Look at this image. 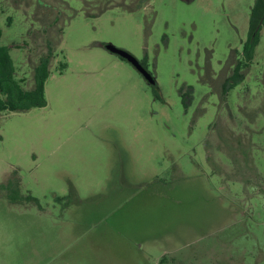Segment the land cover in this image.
<instances>
[{"label":"rangeland","instance_id":"obj_1","mask_svg":"<svg viewBox=\"0 0 264 264\" xmlns=\"http://www.w3.org/2000/svg\"><path fill=\"white\" fill-rule=\"evenodd\" d=\"M140 1L0 0L24 89L55 48L46 106L0 112V264H264V27L222 89L256 0Z\"/></svg>","mask_w":264,"mask_h":264},{"label":"trees","instance_id":"obj_2","mask_svg":"<svg viewBox=\"0 0 264 264\" xmlns=\"http://www.w3.org/2000/svg\"><path fill=\"white\" fill-rule=\"evenodd\" d=\"M255 4L251 14L249 36L242 47V58L235 65L229 78L222 84L224 96L243 80V73H240V70L249 67L254 49L259 43L260 31L264 27V0H256ZM8 51L7 47L0 46V112H27L34 108L45 107L43 86L49 76L48 57H43L34 70L33 89L25 90L14 77V69Z\"/></svg>","mask_w":264,"mask_h":264},{"label":"flooded vegetation","instance_id":"obj_3","mask_svg":"<svg viewBox=\"0 0 264 264\" xmlns=\"http://www.w3.org/2000/svg\"><path fill=\"white\" fill-rule=\"evenodd\" d=\"M143 1V0H142ZM142 1H140V2H142ZM85 4V3H84ZM98 5H96V7H97ZM85 9V12H86V15L87 16H98V15H100L101 13H102V11L101 10H103V9H99V10H97L95 13H89L88 11H87V9H86V7L84 8ZM43 34V40H42V42L44 43V46L46 45V50L47 51H45L40 57H39V59H38V61H37V63H36V65L34 66V68H33V72H32V77L34 76V70H35V68L38 66V64H39V62H40V60L43 58V57H48V66H47V68H48V72H49V75H50V71H49V69H50V66H51V64H52V61H53V59H54V55H53V51H54V47L53 46H51V44L48 42V36H47V32L46 31H43L42 32ZM107 45H109V44H107ZM107 45H105V50L107 51V52H109L107 49H106V46ZM242 47H243V45H242ZM257 47V46H256ZM255 47V48H256ZM254 51H255V49H254ZM110 53V52H109ZM241 53H242V51H241ZM241 53H240V56H241ZM111 54V53H110ZM112 55H114V54H112ZM254 55V54H253ZM115 56H117V55H115ZM117 57H119V56H117ZM120 59H122L121 57H119ZM241 58H242V56H241ZM241 58H239V59H237V61L234 63V65H233V68H232V70H231V73H230V75L232 74V72H233V69H234V67H235V65L237 64V62L238 61H240V59ZM136 59V58H135ZM122 60H124V59H122ZM137 60V59H136ZM124 61H126V60H124ZM138 61V60H137ZM252 61V60H251ZM127 62V61H126ZM139 62V64L148 72V70L146 69V66H145V64H143L144 62H141V61H138ZM128 63V62H127ZM251 63V62H250ZM130 64V63H129ZM131 65V64H130ZM132 66V65H131ZM133 67V66H132ZM60 68L61 69H63V68H65V64H62L61 66H60ZM134 68V67H133ZM135 69V68H134ZM136 70V69H135ZM246 69H242V70H240V73H243V78H244V71H245ZM136 72L138 73V71L136 70ZM149 73V72H148ZM140 76H141V78L143 79V81L148 85V83L145 81V79L142 77V75L140 74V73H138ZM149 75L153 78V80H154V84L153 85H148V86H150V87H152V88H156V81H155V79H154V77L149 73ZM229 75V76H230ZM229 76L228 77H226L225 79H224V81L227 79V78H229ZM49 77V76H48ZM48 79V78H47ZM46 79V80H47ZM46 82V81H45ZM242 82V81H241ZM21 85V84H20ZM44 85H45V83H44ZM22 87V86H21ZM33 87H34V82H32V86H31V88L30 89H25V90H32L33 89ZM23 88V87H22ZM24 89V88H23ZM43 89H44V86H43ZM45 98V97H44ZM46 101V100H45ZM57 199H59V198H57Z\"/></svg>","mask_w":264,"mask_h":264},{"label":"water","instance_id":"obj_4","mask_svg":"<svg viewBox=\"0 0 264 264\" xmlns=\"http://www.w3.org/2000/svg\"><path fill=\"white\" fill-rule=\"evenodd\" d=\"M106 49L111 54L117 55L122 59L126 60L128 63H130L138 71V73L142 75L148 85H153L155 83L149 73L139 64V62L131 54L124 50L118 49L111 44L107 45Z\"/></svg>","mask_w":264,"mask_h":264}]
</instances>
